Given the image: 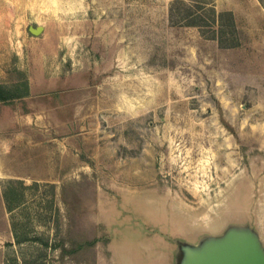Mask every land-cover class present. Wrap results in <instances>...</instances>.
I'll return each instance as SVG.
<instances>
[{
	"label": "rangeland",
	"instance_id": "obj_1",
	"mask_svg": "<svg viewBox=\"0 0 264 264\" xmlns=\"http://www.w3.org/2000/svg\"><path fill=\"white\" fill-rule=\"evenodd\" d=\"M0 83V264H166L236 216L264 238V0H0Z\"/></svg>",
	"mask_w": 264,
	"mask_h": 264
},
{
	"label": "water",
	"instance_id": "obj_2",
	"mask_svg": "<svg viewBox=\"0 0 264 264\" xmlns=\"http://www.w3.org/2000/svg\"><path fill=\"white\" fill-rule=\"evenodd\" d=\"M37 34L41 25H30ZM166 264H264V238L247 216L232 217L216 230L189 228L174 232Z\"/></svg>",
	"mask_w": 264,
	"mask_h": 264
},
{
	"label": "trees",
	"instance_id": "obj_3",
	"mask_svg": "<svg viewBox=\"0 0 264 264\" xmlns=\"http://www.w3.org/2000/svg\"><path fill=\"white\" fill-rule=\"evenodd\" d=\"M212 13L209 14L211 16V21L216 22L215 29L213 28L212 33L210 37L216 38L218 40V43L220 46L223 47H231L238 44V41L236 40V25H235V19L230 10H220L215 11L214 8H211ZM196 17H200L199 14H194L192 17L188 19L187 24H200L198 23V20ZM225 18H227L225 20ZM18 96L17 93L14 91L5 88L0 83V100L13 98Z\"/></svg>",
	"mask_w": 264,
	"mask_h": 264
}]
</instances>
